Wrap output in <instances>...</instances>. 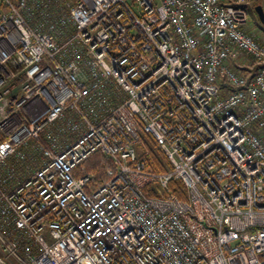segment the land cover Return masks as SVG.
I'll return each mask as SVG.
<instances>
[{
    "label": "built area",
    "instance_id": "built-area-1",
    "mask_svg": "<svg viewBox=\"0 0 264 264\" xmlns=\"http://www.w3.org/2000/svg\"><path fill=\"white\" fill-rule=\"evenodd\" d=\"M253 21V0H0V264H264Z\"/></svg>",
    "mask_w": 264,
    "mask_h": 264
},
{
    "label": "trees",
    "instance_id": "trees-1",
    "mask_svg": "<svg viewBox=\"0 0 264 264\" xmlns=\"http://www.w3.org/2000/svg\"><path fill=\"white\" fill-rule=\"evenodd\" d=\"M150 153L147 155V159L150 164L155 168L157 172H168L170 171V164L164 155V153L156 146L154 142H150ZM87 170L89 172L95 173L96 177L103 181L104 171L106 168L110 167L109 161L101 156L100 154L94 155L87 163ZM174 187H180V183H175Z\"/></svg>",
    "mask_w": 264,
    "mask_h": 264
},
{
    "label": "flooded vegetation",
    "instance_id": "flooded-vegetation-1",
    "mask_svg": "<svg viewBox=\"0 0 264 264\" xmlns=\"http://www.w3.org/2000/svg\"><path fill=\"white\" fill-rule=\"evenodd\" d=\"M259 11L264 15V0H253V17L257 24L264 29V23L261 21Z\"/></svg>",
    "mask_w": 264,
    "mask_h": 264
},
{
    "label": "rangeland",
    "instance_id": "rangeland-1",
    "mask_svg": "<svg viewBox=\"0 0 264 264\" xmlns=\"http://www.w3.org/2000/svg\"><path fill=\"white\" fill-rule=\"evenodd\" d=\"M253 19H254V17H253ZM253 25H255L256 30L264 31V29L257 24L256 20L253 21Z\"/></svg>",
    "mask_w": 264,
    "mask_h": 264
},
{
    "label": "water",
    "instance_id": "water-1",
    "mask_svg": "<svg viewBox=\"0 0 264 264\" xmlns=\"http://www.w3.org/2000/svg\"><path fill=\"white\" fill-rule=\"evenodd\" d=\"M259 15H260L261 21L264 23V15H263V12L262 11H259Z\"/></svg>",
    "mask_w": 264,
    "mask_h": 264
}]
</instances>
